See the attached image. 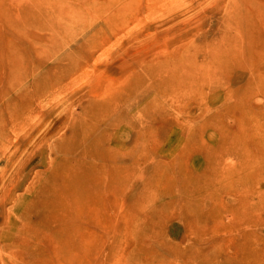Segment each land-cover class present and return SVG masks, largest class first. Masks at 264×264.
<instances>
[{
	"label": "rangeland",
	"instance_id": "374dc122",
	"mask_svg": "<svg viewBox=\"0 0 264 264\" xmlns=\"http://www.w3.org/2000/svg\"><path fill=\"white\" fill-rule=\"evenodd\" d=\"M0 264H264V0H0Z\"/></svg>",
	"mask_w": 264,
	"mask_h": 264
}]
</instances>
